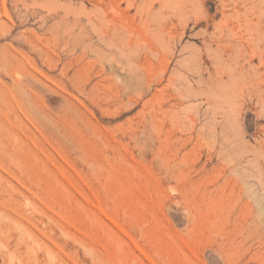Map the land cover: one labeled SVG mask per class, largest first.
<instances>
[{
    "label": "rangeland",
    "instance_id": "obj_1",
    "mask_svg": "<svg viewBox=\"0 0 264 264\" xmlns=\"http://www.w3.org/2000/svg\"><path fill=\"white\" fill-rule=\"evenodd\" d=\"M0 264H264V0H0Z\"/></svg>",
    "mask_w": 264,
    "mask_h": 264
}]
</instances>
